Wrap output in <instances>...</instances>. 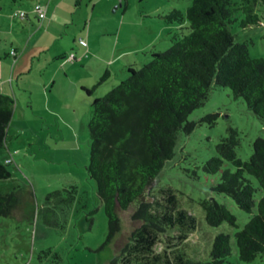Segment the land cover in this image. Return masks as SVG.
<instances>
[{
  "label": "rangeland",
  "instance_id": "obj_1",
  "mask_svg": "<svg viewBox=\"0 0 264 264\" xmlns=\"http://www.w3.org/2000/svg\"><path fill=\"white\" fill-rule=\"evenodd\" d=\"M36 2L44 4L48 0H0V70L6 76L12 59L5 58L3 50L8 51L11 45L16 47L20 43L24 46L31 33L36 31L38 21L33 10ZM190 3L191 0H82L81 8L75 14L78 25L76 28L69 26V30H81L75 33L76 41L78 37L85 36L88 47L81 48L79 44L72 43L75 59L82 55L77 64L72 61L74 68L63 67L64 62L67 64L64 58L56 59V63L51 62L41 70V63H35L30 75L12 82L11 88L5 84L9 89L7 93L14 97L13 115L5 134L12 163L8 165L11 177L0 180V192L15 191L19 208L11 216L0 217V264H52L54 252L61 257L60 264H109L119 245L127 242L130 233L140 226V222L131 218L139 203L157 200L164 204L162 189L167 187L176 196V207L194 214L196 222L194 228L187 226L181 230L173 227L165 234H158L154 254L166 248L172 254L177 249L184 256L207 261L213 236L220 229L235 231L225 223L218 228L208 226L204 212L197 204L201 199L212 198L226 204L237 216L238 228L249 219L228 196L212 192L211 177L201 171V166L216 154V144L219 138L228 134L229 127L239 132L236 156L247 160L252 153L253 140L264 138V123L247 109L242 98H234L229 88L214 87L205 104L189 114L188 121H196V126L188 135L179 133L175 153L165 162L158 179L150 180L142 196L119 211L121 231L115 241L101 251L96 250L105 239L107 221L95 181L86 172L91 101L102 98L125 79L129 67L138 70L149 61L153 52L168 49L177 24L168 23L163 16L173 8L184 10ZM262 8H258L262 16L261 25L231 28L235 41H245L252 57L264 56ZM20 11L26 12L28 19L35 24V28L27 25L30 23L25 24L27 31L23 37L20 34L26 21H21ZM88 27L89 38L86 37ZM37 35L31 39H36ZM111 52L113 59L110 65H104L95 58L108 57ZM105 69L109 76L90 95L76 86L79 81L85 83L84 79L79 80L84 74L92 76L90 83L96 84ZM48 78L56 81L52 85V95L57 99L51 98L52 104L46 108L43 105L45 99L38 96V87ZM49 84L46 85V93ZM30 90L32 94L29 97ZM211 113L217 114L214 124L200 122ZM7 154L5 149H0L1 159ZM253 182L257 186L256 181ZM70 185L77 186V199L73 208L64 215L67 224L58 221L63 228L50 227L44 218L53 217V214L49 215L48 210L45 214L42 209L45 195ZM159 186L163 188L158 189ZM91 211L94 213L90 214ZM62 216L61 211L54 214L55 219L63 220ZM47 249L51 254L44 257L42 252ZM134 252L137 260L144 259L141 253ZM39 255L43 260L38 258ZM229 261L231 264H264V256L244 262L232 254Z\"/></svg>",
  "mask_w": 264,
  "mask_h": 264
},
{
  "label": "trees",
  "instance_id": "obj_2",
  "mask_svg": "<svg viewBox=\"0 0 264 264\" xmlns=\"http://www.w3.org/2000/svg\"><path fill=\"white\" fill-rule=\"evenodd\" d=\"M260 7L264 10V0H191L184 10L171 9L163 16L168 23L177 24L170 47L153 52L138 70L129 67L125 79L102 98L91 101L86 172L95 181L107 221L106 236L97 252L120 233L119 211L139 199L150 180L158 179L165 162L175 153L179 133L193 131L197 122L188 121V116L205 104L214 87L229 88L231 95L242 98L247 109L264 123V56L252 57L248 44L235 41L231 31L234 26L261 25ZM26 15H19L20 19ZM108 76L105 69L96 84L81 89L90 95ZM13 99L10 94H0V149L7 148L5 134L13 115ZM216 118L217 114L211 113L200 122L214 124ZM227 131L216 144V154L203 163L201 171L211 177L212 192L228 196L249 219L238 228V218L226 204L201 199L197 204L208 226L218 228L225 223L235 231L220 229L213 236L207 261L184 256L177 249L172 254L167 248L154 254L158 234L173 227L194 228L196 222L194 214L176 207L171 188L159 186L163 188L164 204L157 200L139 203L131 218L140 226L119 245L109 264H231L232 254L244 262L264 256V138L253 140L252 153L243 160L236 156L239 132L230 127ZM9 156L8 151L0 158V180L11 177ZM7 158L9 162H5ZM75 199L76 185L46 193L42 209L53 217L44 221L50 227L63 228L60 222L67 224L64 215L73 208ZM18 208L15 191L0 192V217L11 216ZM57 211L62 212L63 220L55 219ZM134 251L144 259L137 260ZM42 254L45 257L51 251ZM43 256L38 258L43 260ZM52 262L61 263L57 252Z\"/></svg>",
  "mask_w": 264,
  "mask_h": 264
},
{
  "label": "crops",
  "instance_id": "obj_3",
  "mask_svg": "<svg viewBox=\"0 0 264 264\" xmlns=\"http://www.w3.org/2000/svg\"><path fill=\"white\" fill-rule=\"evenodd\" d=\"M82 0H48V2H45L42 5H45V17L43 19H38V16L36 14V20L38 21V26L35 28L33 25H35L32 21L28 19V15H26L25 18H22L21 21L25 20L24 23H30L27 24L30 27H34L36 31L32 32L31 35L28 38L27 44H24V46L20 43L18 46L13 47L10 46V50L15 51V55L12 56L9 54V51L3 50V55L5 58H11L12 64L9 69V75L6 76L4 74V71L0 70L1 76H0V94H8L7 90L8 87L5 85L8 83L9 87L12 82L19 81L21 76H28L33 71V67L35 66V63L37 65L40 64V70L42 67L48 66L49 63H56V59L64 58V61H67L63 63V67L67 65V68H74L73 64H77L76 61L81 59L82 55H78L75 59V54L73 53V45L72 43L79 44V39H84L86 41L85 36H80L77 38L75 33L81 31V30H69V26L71 28H76L77 23L75 22L76 19V13L81 8ZM26 13V12H25ZM92 20V19H91ZM90 23V22H89ZM27 25L22 26L21 29V37H23L26 34L27 31ZM31 28V29H32ZM75 31V32H74ZM37 32V33H36ZM74 32V33H73ZM34 34H38L36 39H31V37ZM90 35V28L88 27V31L86 34V37L89 38ZM29 44V46H28ZM79 46H82L79 44ZM86 48L88 47V43L86 41ZM78 47H76L77 49ZM49 54V55H48ZM73 54V59L69 60L68 55ZM50 56V57H49ZM2 56H0V59ZM100 62L104 65H110V62L113 59V52H111L108 57H102V56H96ZM44 60V61H42ZM2 61V60H0ZM8 62L7 60H5ZM74 61V63H72ZM43 62V63H42ZM48 63V64H47ZM8 65L9 63H5ZM7 73V72H6ZM66 76V74L64 75ZM90 78L92 76H87L84 74L83 77H80V79H84L82 81L78 82L79 90L82 91L81 87L88 88V86H92L93 84L90 83ZM87 79V80H86ZM50 80V81H49ZM55 79L48 78L46 79L43 84H41L38 92V96L40 98H44L43 105L48 107L49 104H52V99L56 100V96L52 95V85L55 84ZM50 83V84H49ZM49 84V90L46 93V85ZM33 85V84H32ZM31 85V86H32ZM30 86V87H31ZM11 88V87H10ZM32 91L29 92V97L31 96ZM48 98V100H47ZM52 98V99H51ZM75 132V131H74ZM76 133V132H75ZM6 151L8 153L9 147L7 145ZM7 156V155H6Z\"/></svg>",
  "mask_w": 264,
  "mask_h": 264
},
{
  "label": "built area",
  "instance_id": "obj_4",
  "mask_svg": "<svg viewBox=\"0 0 264 264\" xmlns=\"http://www.w3.org/2000/svg\"><path fill=\"white\" fill-rule=\"evenodd\" d=\"M33 10L37 14L38 19H43L45 17V5H42V4L38 3V2H36L33 5ZM19 15L22 16V17H24L25 13L22 12V11H20L19 12ZM78 42H79V44H81L83 46L86 45V41L84 39H79ZM10 54L12 56H14L15 55V51L12 50L10 52ZM68 58H69V60H72L73 59V54L68 55ZM9 161H10V158H7L5 162H9Z\"/></svg>",
  "mask_w": 264,
  "mask_h": 264
},
{
  "label": "clouds",
  "instance_id": "obj_5",
  "mask_svg": "<svg viewBox=\"0 0 264 264\" xmlns=\"http://www.w3.org/2000/svg\"><path fill=\"white\" fill-rule=\"evenodd\" d=\"M86 46V45H85Z\"/></svg>",
  "mask_w": 264,
  "mask_h": 264
}]
</instances>
